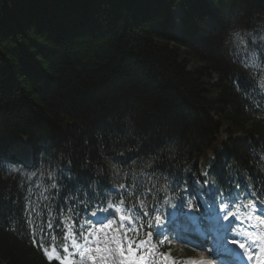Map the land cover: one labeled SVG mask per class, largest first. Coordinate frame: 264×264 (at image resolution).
<instances>
[{
  "label": "trees",
  "instance_id": "1",
  "mask_svg": "<svg viewBox=\"0 0 264 264\" xmlns=\"http://www.w3.org/2000/svg\"><path fill=\"white\" fill-rule=\"evenodd\" d=\"M262 86L264 0H0V264H78L122 177L185 196L207 164L210 197L264 198ZM19 136L30 167L7 160Z\"/></svg>",
  "mask_w": 264,
  "mask_h": 264
},
{
  "label": "rangeland",
  "instance_id": "2",
  "mask_svg": "<svg viewBox=\"0 0 264 264\" xmlns=\"http://www.w3.org/2000/svg\"><path fill=\"white\" fill-rule=\"evenodd\" d=\"M179 12H180V10H178V9L176 11H174V14L177 15L176 18L180 16ZM177 21H178V18H177ZM176 33L179 34V26H177ZM212 77H214V74L212 75ZM219 133H220L219 137L223 138L224 137L223 136V134H224L223 128L219 129ZM216 142H218V141H216ZM26 150H28V143H27L26 139H24V138H19L16 141V143H14L10 147V151L11 152L15 151L16 153H20V154H23V155L26 154ZM252 214L254 216H252ZM252 214L246 215L244 220L246 222H251L252 224L258 225L260 223V220H259V218L255 217L257 215V213L253 212ZM164 236L167 237L166 235H164ZM174 247L177 248V249H180L182 252H183V250H182L183 248L182 247H189L191 249L192 259L196 260L197 262H193V261L190 262V260H188V261L185 262V264H200V261H199V258H198L199 255H204V257L206 258V252L205 251L199 249L198 247H193V246H191L189 244H186V243L182 242L181 240H177L174 243ZM205 248H207L210 251L212 250V248L209 247V246H207ZM159 256H160L159 263H161V264H176L177 263V259L175 258V255L173 253H165V255H160L159 254ZM201 262L203 264L209 263V261L207 259H203Z\"/></svg>",
  "mask_w": 264,
  "mask_h": 264
},
{
  "label": "snow or ice",
  "instance_id": "3",
  "mask_svg": "<svg viewBox=\"0 0 264 264\" xmlns=\"http://www.w3.org/2000/svg\"><path fill=\"white\" fill-rule=\"evenodd\" d=\"M262 87H264V86H262ZM34 175H35V173H34ZM52 177H53V174L50 173V174H49V178L51 179ZM55 187H56V184H52V188L55 189ZM109 206L115 208V207H114L113 205H111V204H109ZM225 208H226V205H221V212H224V211H225ZM115 209H116V208H115ZM42 210H43V209H42ZM29 211H31V209H29ZM33 215H35V213H33ZM92 215H96V213L93 212ZM233 216H234V214H232L231 212L227 211V212L223 215V220H224V221H228L229 218H230V217H233ZM156 219H157V221H159L161 218H160L159 216H157ZM97 222H99V220H98ZM56 223H57V224L60 223L59 219L56 220ZM48 227H49L50 229H51V228H55V225L50 223V224L48 225ZM109 227H111V225H109ZM218 227H219V226H218ZM65 231H66V230H65ZM57 233H58V235L61 234V233L59 232V230H57ZM77 234H78V233H77ZM66 238H67V237H65V239H66ZM141 243H144V242L141 241ZM240 247L243 248L244 245L241 244ZM62 251H63L64 253H68V252H69V248H68V247H64ZM128 251H129V252H133V254H138V253H136V251H135V246H134V245H133V246H130L129 249H128ZM76 254H80V253H76ZM48 256H49V259H52V258H53V253H49ZM56 258H57V259H60V264H74V262H73L71 259H69L67 256H63V257L58 256V257H56ZM141 259L143 260V257H141Z\"/></svg>",
  "mask_w": 264,
  "mask_h": 264
},
{
  "label": "bare ground",
  "instance_id": "4",
  "mask_svg": "<svg viewBox=\"0 0 264 264\" xmlns=\"http://www.w3.org/2000/svg\"><path fill=\"white\" fill-rule=\"evenodd\" d=\"M252 237V236H251ZM253 238V237H252ZM258 244H260L259 242H258ZM217 249H218V252L220 253L221 252V250L223 249V246H219V247H217ZM225 249H227V247H225ZM203 258V257H202ZM203 260V259H202ZM209 261V260H208Z\"/></svg>",
  "mask_w": 264,
  "mask_h": 264
}]
</instances>
